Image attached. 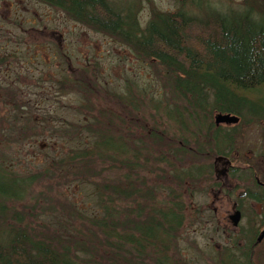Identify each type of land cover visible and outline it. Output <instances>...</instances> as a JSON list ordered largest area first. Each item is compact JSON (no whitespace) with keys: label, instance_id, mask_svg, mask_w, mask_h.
<instances>
[{"label":"trees","instance_id":"16d2710c","mask_svg":"<svg viewBox=\"0 0 264 264\" xmlns=\"http://www.w3.org/2000/svg\"><path fill=\"white\" fill-rule=\"evenodd\" d=\"M38 1L61 9L72 20L111 36L141 59L163 67L175 97L171 98L173 104L178 106V99L182 102L181 113L193 120L194 127L202 130L207 125L203 138L208 140L207 145L215 144L218 154L232 151V145L227 151L217 146L226 142L225 137L233 140L234 134L221 132L215 122L209 123L212 113L234 115L239 120L248 114L264 120V0L229 13L216 10L217 14L212 16H191L182 10L153 12L144 27L136 20L134 10L120 12L111 0ZM79 71L87 72L84 68ZM6 88L0 83L1 94L11 89ZM59 88V95L69 91L86 95L99 92L93 85L73 80L66 88ZM129 92L126 97H117V93L104 91L108 98L133 107L134 98L147 95L144 89ZM151 100L160 103L161 99ZM0 101L5 102L1 95ZM92 104L89 100L87 104L78 103L73 108L78 116L76 121L48 129L43 117H31L22 107L11 117H0V144L28 140L47 129L63 139L68 150L63 154L61 150L41 171L25 174L9 170L0 160V264H144L146 250L149 264H170L166 253L178 242L176 233L184 222L183 202L172 197L164 207H154L151 191L141 190L139 180H134L133 159L138 152L152 154L160 150L182 163L189 143H177L165 131L146 133L149 127L145 122L117 120L113 111L97 110ZM157 105L154 104L155 109ZM124 118L133 119L128 114ZM173 118L178 124H187L182 118ZM3 121L7 123L4 126ZM136 126L139 136L134 139ZM120 170H124L122 175L115 179L110 176ZM67 177L65 183L72 178L70 183L79 189V194L84 192L91 200L90 206L84 207L66 202L65 219L57 216L50 221L42 216L38 222L42 228L37 230L33 227L39 217L37 202L28 213L16 211L8 204L22 200L40 179L48 181L49 186H58L56 178ZM189 177L191 174L181 178ZM143 198L148 202L147 212L134 213L133 209L120 206L126 200L134 203ZM136 206L145 209L141 204ZM243 264H254L249 253Z\"/></svg>","mask_w":264,"mask_h":264},{"label":"rangeland","instance_id":"374dc122","mask_svg":"<svg viewBox=\"0 0 264 264\" xmlns=\"http://www.w3.org/2000/svg\"><path fill=\"white\" fill-rule=\"evenodd\" d=\"M111 2L120 12H125L124 9L134 10L136 20L144 27L153 12L174 13L182 10L191 16L202 17L205 13L212 16L221 12L229 13L239 7L246 8L249 4L255 5L258 0ZM253 14H258V11ZM0 61V83L3 87H11L10 90H4L5 93H0L5 99V102L0 101V117H11L10 115L19 112L17 109L22 107L31 117H43L47 121L48 129V126L76 121L78 116L73 108L80 102L87 104L89 100L93 102L92 105H96L97 110L113 111L117 120L124 119L134 124L145 122L149 127L144 131L146 133L150 130L165 131L169 134V139L173 138L177 143L181 140L189 143L182 163H177L176 159L160 150L153 151L152 154L141 151L133 159L134 180H139L141 190L151 191L155 198L154 207H164L172 197L183 202L184 222L176 233L178 242L173 244L174 247L170 246L166 258L170 264H227L224 257L226 253L231 259L238 257L237 253L231 251L232 248L225 250L228 243L223 216L230 210V199H233H228V192L235 185L241 189L242 180L223 172L225 158H217L224 153L218 155L215 147L207 145L208 140L203 138L207 125L202 130L194 127L193 120L181 113L182 102L178 99V106L173 104L171 98L175 97L163 67L154 61L141 59L120 41L91 30L72 20L61 9L38 0H0ZM81 68L87 72L83 74L79 71ZM72 70L78 71L75 74L71 73ZM71 80L93 85L99 92L86 95L69 91L59 95V87L66 88ZM130 89L135 92L136 89H144L147 92V95L133 99L134 107L131 104L124 105L116 98H108L104 93L108 91L117 93V97H126ZM152 98L161 99L160 103H155ZM154 104H158L159 111ZM135 107L144 111V114L141 110L136 111ZM126 114L133 119L128 121L124 118ZM173 116L179 120L182 118L187 124L183 126L181 121L178 124ZM215 117L216 112L210 115L208 122H214ZM2 123L3 126L7 124L5 121ZM152 123L157 125L155 129L152 128L154 125H150ZM47 129L42 135L28 140L14 139L18 137L15 136L10 144L1 143L0 160L9 170L18 174L41 171L53 157L59 156L61 150L62 154L68 151L63 139H58L60 137ZM223 129L226 134H234V140L232 143L219 144L217 148L227 151L232 145L231 153L224 155L231 161V166L239 167L241 170L238 173H242L248 169L247 164L254 165L251 157L254 152H258L260 140L264 148V120L247 114L244 120L234 126L226 124ZM135 130L134 139L139 136V127L136 126ZM171 145L176 146L172 142ZM47 156L49 161H46ZM198 169L202 173H197ZM123 173L124 170L114 171L110 176L115 179V176ZM188 174L191 177L181 178ZM67 179L69 177L56 178L60 182L58 186H49L48 181L41 182L40 179L31 186L22 200L8 204L13 205L16 211L28 213L37 202L36 215L39 217L33 222V227L37 230L42 228L38 222L44 216L50 221H54L57 216L65 219L66 202L84 207L90 206L91 200L84 192L79 194V189L70 183L72 178L65 183ZM134 185L136 189L139 188L138 183L134 182ZM213 193L220 198L215 203V219H212L213 214L209 207ZM138 204L145 209L138 208ZM120 206L131 208L134 213L147 212L148 202L144 198L141 201L135 199L134 203L126 200ZM52 207L55 209L47 210ZM249 216L250 214L247 218ZM147 252L146 250L143 256L144 264L151 262ZM259 253V261L255 252L249 253L254 264H264V244L258 245Z\"/></svg>","mask_w":264,"mask_h":264},{"label":"flooded vegetation","instance_id":"af4514ba","mask_svg":"<svg viewBox=\"0 0 264 264\" xmlns=\"http://www.w3.org/2000/svg\"><path fill=\"white\" fill-rule=\"evenodd\" d=\"M235 124V123H234ZM234 124H228L234 126ZM215 127L219 128L221 132L225 125L215 124ZM215 128L211 131L215 132ZM227 131V130H226ZM211 133V134H212ZM213 135V134H212ZM232 135V134H231ZM230 137V136H229ZM226 142H233V140H227ZM215 147V144H211ZM262 141L258 144V152L252 154V160L254 165L251 166L247 164L246 171L240 172L239 167L231 166V161L227 159V156H218L217 160L225 158V165L223 167V172H226L231 177L242 180L241 189H238L235 185L228 193V199L231 200L230 210L227 211L224 218V233L227 237V247L225 250H229L237 253L238 257H232V259L226 253L225 259L227 264H243L245 261V256L248 253L255 252L259 261L260 253L258 254V245L264 244V235L261 240H258L261 233L264 230V148ZM231 152H229L230 154ZM221 155V154H218ZM217 157V156H216ZM209 170V168H208ZM198 171H201L198 169ZM228 171V172H227ZM208 173V171H207ZM243 173H245L243 175ZM244 184V185H243ZM245 186V187H243ZM221 189H219L220 192ZM220 201V198L216 193H213L210 200L209 207L212 212V219L216 217V206L215 203ZM258 206V208H256ZM256 208V210H255ZM248 214L250 216L247 218ZM201 221V219H199ZM229 248V249H228Z\"/></svg>","mask_w":264,"mask_h":264},{"label":"water","instance_id":"95a60500","mask_svg":"<svg viewBox=\"0 0 264 264\" xmlns=\"http://www.w3.org/2000/svg\"><path fill=\"white\" fill-rule=\"evenodd\" d=\"M237 121H238L237 117L230 114H217L215 117V124H220V123L231 124V123H236ZM263 235H264V230L261 233L258 240H261Z\"/></svg>","mask_w":264,"mask_h":264}]
</instances>
